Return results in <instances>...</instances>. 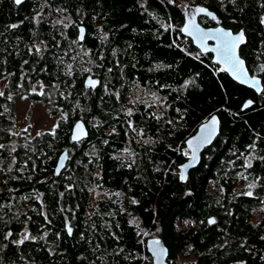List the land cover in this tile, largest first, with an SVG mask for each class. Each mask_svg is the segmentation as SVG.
Here are the masks:
<instances>
[{"label":"trees","instance_id":"trees-1","mask_svg":"<svg viewBox=\"0 0 264 264\" xmlns=\"http://www.w3.org/2000/svg\"><path fill=\"white\" fill-rule=\"evenodd\" d=\"M194 6L215 13L204 26L245 31L264 86V0H0V264H152L155 235L170 264L183 250L264 264V91L182 34ZM26 90L50 104L52 130L20 128L2 101ZM214 113L218 136L183 181L187 138ZM79 119L89 133L73 140Z\"/></svg>","mask_w":264,"mask_h":264},{"label":"water","instance_id":"water-1","mask_svg":"<svg viewBox=\"0 0 264 264\" xmlns=\"http://www.w3.org/2000/svg\"><path fill=\"white\" fill-rule=\"evenodd\" d=\"M25 1V0H22ZM15 2V0H14ZM22 3V2H21ZM186 11L184 14V23L182 25V34L186 35L188 38H190L195 46H198L200 50L203 53H212V57L214 58L215 62L221 66V68L226 71L229 76L237 83H240L248 88H252L256 93H262L263 91V82L261 81V78L257 75H254L251 73L250 69L247 67L246 60L244 57L241 56L240 54V48L245 45L246 43V34L245 31L243 30H238V31H233L230 28L224 26L223 24H217V25H208L204 26L200 20H198V15L199 14H206V13H201L198 12L197 9L203 8L206 10L207 13H211L212 16H215V13L212 12L209 8L202 7V6H194V7H186ZM207 15V14H206ZM210 16V17H212ZM81 29L83 32H81ZM187 29V31H185ZM218 29H223L225 31H230L234 36L240 34L243 32L244 34V42L239 45L237 48L236 52L239 58L243 61V66L242 70L244 73H246V77H241V79H244L245 82H241V79H238L231 70H229L228 65L223 63L221 61V58L218 56L217 52L215 51H205V48L212 49V48H218L219 45L216 40L214 39H200V36L204 33H209V32H216ZM189 32L192 34L189 35ZM86 33V27L84 25H80L79 27V34L78 38L79 40H84V36ZM95 81V85L92 86L89 84V81ZM258 81V84H255V82ZM99 84V79L97 77H93L91 75H88L86 79V85L89 87H95ZM254 101L252 99L247 100L244 102L242 105L243 109L249 108ZM213 119H215V123H213ZM220 118L219 116L214 113L210 118L207 120L203 121L200 125L197 131L190 135V137L187 138L186 141V146L187 149H190V155L188 156V159L185 161L180 166V175L184 176L185 178L182 179L185 181L188 178V173L189 170L195 166H197L201 161V155L203 151L205 150V147L211 145L214 141V139L218 136V133L220 131ZM73 131L71 138L73 140H81L84 139L88 133H89V128H87L86 123L79 119L73 124ZM189 141H191V146L189 145ZM67 150H64L62 153H60L55 172L60 173L62 169L64 168L67 159H68V154ZM210 221H214L213 218L210 219ZM70 226H68V229ZM154 240H159L160 244L159 245H153ZM147 251L152 255V264H170L169 260V252H168V246L165 244L164 240H162L161 237L158 235H155L153 237H150L147 239L146 243ZM156 248L158 252L162 251V255L157 257V255H154L153 248Z\"/></svg>","mask_w":264,"mask_h":264},{"label":"snow or ice","instance_id":"snow-or-ice-1","mask_svg":"<svg viewBox=\"0 0 264 264\" xmlns=\"http://www.w3.org/2000/svg\"><path fill=\"white\" fill-rule=\"evenodd\" d=\"M22 0H15L16 4H20ZM198 12L201 13H206L209 16H212L211 13H207L205 9L199 8L197 9ZM213 19H215V16H212ZM264 23V20L261 21ZM12 27H16V25H13ZM187 31V29H185ZM81 32L83 30L81 29ZM192 33L189 32V35ZM200 39H214L217 41L219 47L218 48H212L208 49L205 48V51H215L217 52L218 56L221 58V61L225 64L228 65L229 70L233 72V74L238 78L241 79V77H246V73L243 72L242 66H243V61L239 58L237 55V48L241 43L244 42V34L241 32L238 35H233L230 31H225L223 29H218L216 32H209V33H204L200 36ZM39 51V49H37ZM241 82H245L244 79H241ZM95 81H89V84L94 86ZM259 82L256 81L255 84H258ZM2 95V93H0ZM213 123H215V119H213ZM189 145L191 146V141H189ZM185 177L182 175L181 179H184ZM247 195H251V193H247ZM215 221H209V223H214ZM69 233H71V229L69 228ZM11 235V233H9ZM27 235L25 236V239H27ZM20 243H23V240L20 241ZM160 241L159 240H154L153 245H159ZM154 255H157L159 257L162 255V251L158 252L156 248H153Z\"/></svg>","mask_w":264,"mask_h":264},{"label":"rangeland","instance_id":"rangeland-1","mask_svg":"<svg viewBox=\"0 0 264 264\" xmlns=\"http://www.w3.org/2000/svg\"><path fill=\"white\" fill-rule=\"evenodd\" d=\"M16 105L19 112V117L17 118L20 128H26L32 125L31 130L33 133L43 130H52V128H54L56 117L51 113L50 104H44V102L32 104L29 100L19 99ZM185 153L189 156L190 149L186 148ZM186 251H181L179 257L174 259L175 264H192L195 260L193 252L192 254H187Z\"/></svg>","mask_w":264,"mask_h":264},{"label":"flooded vegetation","instance_id":"flooded-vegetation-1","mask_svg":"<svg viewBox=\"0 0 264 264\" xmlns=\"http://www.w3.org/2000/svg\"><path fill=\"white\" fill-rule=\"evenodd\" d=\"M204 15H206V14H204ZM80 25H82V24H80ZM80 25L78 26V33H77V38H78V34H79V27H80ZM79 39V38H78ZM80 41V40H79ZM12 74V72H10V71H4L2 74H1V77H0V93H2V94H4V89L6 88V86H7V83H8V78H11V75ZM263 91H264V87H263ZM262 91V92H263ZM41 92V91H40ZM39 92V93H40ZM32 93H31V90H26V91H22L21 92V94H19L18 96H13V95H11V94H9V95H7L6 94V96H4L3 97V99H2V101H5V103H6V105L7 106H11V107H13L17 112H18V109H17V102H18V100L19 99H21V100H29V101H31V103L33 104V103H38V102H41L40 100H39V98L37 99V100H35V101H33L32 100ZM251 98H249L248 100H250ZM1 100V99H0ZM46 104V103H45ZM18 116H19V112H18ZM31 126L32 125H29V126H27V127H29V128H31ZM32 129V128H31ZM30 130V129H29ZM195 253L193 252V255H194ZM194 258H195V256H193Z\"/></svg>","mask_w":264,"mask_h":264}]
</instances>
